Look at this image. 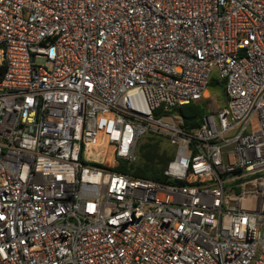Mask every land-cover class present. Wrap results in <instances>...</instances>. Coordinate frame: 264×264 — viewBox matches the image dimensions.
I'll return each mask as SVG.
<instances>
[{"label": "built area", "instance_id": "obj_1", "mask_svg": "<svg viewBox=\"0 0 264 264\" xmlns=\"http://www.w3.org/2000/svg\"><path fill=\"white\" fill-rule=\"evenodd\" d=\"M0 66V264H264V0H0Z\"/></svg>", "mask_w": 264, "mask_h": 264}, {"label": "trees", "instance_id": "obj_2", "mask_svg": "<svg viewBox=\"0 0 264 264\" xmlns=\"http://www.w3.org/2000/svg\"><path fill=\"white\" fill-rule=\"evenodd\" d=\"M3 71V66H0V78ZM210 87L218 88L223 94L225 93L224 84L219 83L215 78H212ZM206 100H211V98L204 99V101H194L174 109L173 112L180 115L184 128L192 130L201 125L203 117L208 111ZM173 157L172 148L165 147L161 138L148 136L139 146V159L136 162L119 159V164L115 170L135 177L166 181L164 171Z\"/></svg>", "mask_w": 264, "mask_h": 264}, {"label": "rangeland", "instance_id": "obj_3", "mask_svg": "<svg viewBox=\"0 0 264 264\" xmlns=\"http://www.w3.org/2000/svg\"><path fill=\"white\" fill-rule=\"evenodd\" d=\"M42 62V60H40ZM209 90H210V98L213 99L216 95H218V98L214 100L216 107L218 105L224 104L225 103V97L223 96V92L220 91L218 88H211L209 86ZM200 101H204V99H200ZM206 103L208 105V107H211V100H206ZM207 107V108H208ZM163 145L165 147H170L169 143L167 141H163Z\"/></svg>", "mask_w": 264, "mask_h": 264}, {"label": "bare ground", "instance_id": "obj_4", "mask_svg": "<svg viewBox=\"0 0 264 264\" xmlns=\"http://www.w3.org/2000/svg\"><path fill=\"white\" fill-rule=\"evenodd\" d=\"M110 160H111V158H110Z\"/></svg>", "mask_w": 264, "mask_h": 264}]
</instances>
